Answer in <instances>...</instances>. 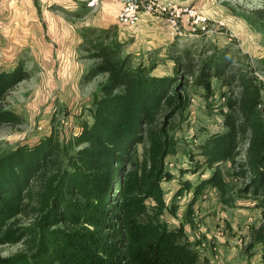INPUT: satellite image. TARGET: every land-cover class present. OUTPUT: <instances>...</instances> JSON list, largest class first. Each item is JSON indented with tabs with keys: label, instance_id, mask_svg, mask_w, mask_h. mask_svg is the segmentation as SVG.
<instances>
[{
	"label": "trees",
	"instance_id": "trees-1",
	"mask_svg": "<svg viewBox=\"0 0 264 264\" xmlns=\"http://www.w3.org/2000/svg\"><path fill=\"white\" fill-rule=\"evenodd\" d=\"M255 15L264 22V8ZM123 48L102 34L87 50L94 64L83 81L107 80L90 108L92 121L74 138L75 151L53 130L0 156V246H22L0 264H208L184 226L164 221L175 208L167 206L163 183L174 179L167 158L179 153L175 120H187L193 88L213 94L214 79L231 88L225 131L210 135L193 157L200 159L194 173L209 170V177L184 183L177 195L193 190V206L214 188L224 206L248 200L264 217V99L238 54L185 49L172 58V76H157L156 63L135 64ZM257 64L264 73V57ZM30 77L23 62L0 71V125L22 123L5 99ZM249 244L262 246L264 264V221Z\"/></svg>",
	"mask_w": 264,
	"mask_h": 264
},
{
	"label": "rangeland",
	"instance_id": "rangeland-1",
	"mask_svg": "<svg viewBox=\"0 0 264 264\" xmlns=\"http://www.w3.org/2000/svg\"><path fill=\"white\" fill-rule=\"evenodd\" d=\"M152 1L196 8L209 21V32L191 34L185 27L187 30L181 36H176L162 18L144 16L148 29L162 34L150 38L158 44L153 51H145L141 41L137 43L135 37H128L127 42L121 43L124 46L123 54H131L135 64L149 66L156 63L157 67L160 66L158 75L172 76L175 68L172 58L182 50L204 49L209 50V54L234 50L241 63L253 72L264 99V73L257 66V61L264 57V22L255 15L257 10L264 8V0ZM42 4L37 0H0V71L23 62L31 74L29 80L20 83L5 99L7 109L21 117L22 123L16 126L0 125V156L19 145H34L53 130L58 132L63 146L69 152L75 151L74 138L80 134L84 123L92 121L90 108L94 107V102L100 95L101 84L107 80V75H101L85 82L79 75L80 71L74 80L68 81L60 78L59 74L55 77L51 74L48 76L49 65L37 62V58L59 60L60 44L64 36L59 30L60 16L69 20L67 18L74 15L72 6H86L76 0L59 2L58 5L49 7L51 12L48 13L46 10L50 9ZM44 14L57 15L58 19L55 17L49 20ZM140 25L142 27V23L134 27L127 26V35L134 36ZM90 30L85 31L87 37L76 50L80 70L85 72L94 64L86 56L88 48L98 35L108 36L111 43L120 44L113 25L99 30L97 35H93ZM154 71L153 74L157 75ZM188 79L190 83L193 82L192 78ZM230 92L231 88L219 79L213 80L211 96L206 97L203 89L193 88L187 120L180 122L176 118L174 134L179 144V153L166 161L167 169L174 175V179L171 183H163L167 206L175 208V212L171 214L168 209L163 219L171 228L184 226L187 237L202 262L262 264V246L256 244L253 249L249 248L252 228L264 221L260 209L252 202L243 200L237 201L232 207L224 206L214 188H208L193 206V190L177 195L184 183L196 186L209 177V170L194 173L195 160L200 159L193 157L197 153V147L210 135L225 131L223 113L227 112ZM144 148L143 145L139 146L140 158L143 157ZM222 168L226 174L230 172L228 164ZM189 212L192 213L190 217ZM23 224L28 222L23 221ZM21 249L19 244L0 246V256L8 257Z\"/></svg>",
	"mask_w": 264,
	"mask_h": 264
},
{
	"label": "crops",
	"instance_id": "crops-1",
	"mask_svg": "<svg viewBox=\"0 0 264 264\" xmlns=\"http://www.w3.org/2000/svg\"><path fill=\"white\" fill-rule=\"evenodd\" d=\"M32 1L34 2V0ZM65 1H70V0H45V2L42 5H45L46 7L49 8L58 5L59 2H65ZM71 9L74 15L72 17L67 16L68 17L67 19L69 20H65L60 16L61 22L59 24V30L60 33L63 34L64 36L63 37L61 36L62 40L60 44L61 49L59 50V54H60L59 60H56L54 57H53L54 59L45 58L44 60L40 59L41 57L37 58L38 59L37 62H43L45 65H49L48 76L51 74L52 77H55L57 74H59V76H61L60 78L64 79L65 81H68L70 79L74 80V78L77 76L79 71H80L79 72L80 77H83L88 72V70L86 72L84 70L82 71L80 70V65L77 62L79 55H77V51H76L79 47V44L81 45V43L85 40L86 30L96 29L97 33H99L100 32L99 30L105 29L106 27L113 25L114 29L117 30L119 37L118 40L120 41V43L127 42L129 39L128 37H133V38L135 37L137 43L141 41V43L144 44L143 50L145 51H153L155 45L158 44L155 41H151L150 40L151 37L153 36L157 37L162 35L161 32L148 29L149 27L147 24V20L144 19L143 16L140 22L142 23V27L140 25L136 28L138 32H135L134 36H128L126 33L128 31V29L126 28L127 26L120 25L117 21L118 3L116 2V0H105L102 3V5L95 11L91 9L88 10L84 6L82 8L80 7L77 8L75 6H72ZM82 9H87V10L82 11ZM46 11L50 13L51 9L49 11L48 10ZM44 15L48 16L49 20H52L55 17L56 20L58 19V16L54 14H44ZM51 25L49 26L51 27ZM65 36L66 39H64ZM146 38H148V40H146ZM158 68H160L159 65L157 69L154 71L155 73H157ZM162 75L163 74L158 75L157 73V76H162ZM169 157L167 158V160H169Z\"/></svg>",
	"mask_w": 264,
	"mask_h": 264
},
{
	"label": "built area",
	"instance_id": "built-area-1",
	"mask_svg": "<svg viewBox=\"0 0 264 264\" xmlns=\"http://www.w3.org/2000/svg\"><path fill=\"white\" fill-rule=\"evenodd\" d=\"M44 3L45 0H37ZM91 10L98 9L105 0H76ZM118 3L117 21L120 25L137 26L143 16L162 18L176 36L188 30L191 34L209 32V21L194 7H178L152 0H116ZM185 27H187L185 29Z\"/></svg>",
	"mask_w": 264,
	"mask_h": 264
}]
</instances>
